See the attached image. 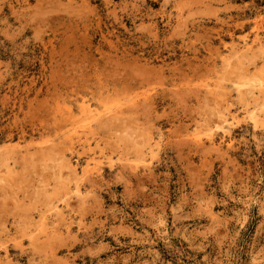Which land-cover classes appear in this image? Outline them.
Masks as SVG:
<instances>
[{
	"label": "rangeland",
	"instance_id": "374dc122",
	"mask_svg": "<svg viewBox=\"0 0 264 264\" xmlns=\"http://www.w3.org/2000/svg\"><path fill=\"white\" fill-rule=\"evenodd\" d=\"M0 258L264 264V0H0Z\"/></svg>",
	"mask_w": 264,
	"mask_h": 264
},
{
	"label": "bare ground",
	"instance_id": "6f19581e",
	"mask_svg": "<svg viewBox=\"0 0 264 264\" xmlns=\"http://www.w3.org/2000/svg\"><path fill=\"white\" fill-rule=\"evenodd\" d=\"M241 48L242 49H244V50H249V49H251V46L250 45H248L247 44V42H244L242 45H241ZM241 50V49H240ZM255 83H253V85H254ZM249 86V85H248ZM206 87V86H205ZM259 88V87H258ZM207 90H209V89H207ZM211 90V89H210ZM213 90V89H212ZM211 90V91H212ZM260 90V89H259ZM210 91V92H211ZM247 91V90H246ZM223 92V91H222ZM212 93H214V92H212ZM220 93V92H219ZM224 93V92H223ZM230 93V92H229ZM259 93V92H258ZM221 95H223V94H221ZM262 96H263V94H261ZM247 96V95H246ZM261 96V97H262ZM260 97V98H261ZM117 104V103H116ZM261 111V110H260ZM222 117H224L223 115H221ZM89 118V117H88ZM93 118V117H92ZM115 118V117H114ZM113 118V119H114ZM221 118V117H220ZM98 119V118H97ZM95 120V119H94ZM223 122V121H222ZM228 122V121H227ZM90 125V124H89ZM207 136V135H206ZM80 138V137H79ZM194 138V137H193ZM69 140V139H68ZM196 140V139H195ZM200 141V140H199ZM211 141H213V139L211 140ZM232 141V140H231ZM198 142V141H197ZM217 142V141H216ZM199 143V142H198ZM72 144V143H71ZM84 144V143H83ZM214 144V143H213ZM212 144V145H213ZM216 145V144H215ZM231 146V145H230ZM4 162H5V160H3ZM2 161V162H3ZM67 161H69V160H67ZM6 162H8V161H6ZM73 163V162H72ZM87 163V162H86ZM6 164V163H5ZM8 164V163H7ZM70 164V163H69ZM87 165V164H86ZM67 166V165H66ZM7 167V166H6ZM11 167V166H10ZM2 168V167H1ZM62 168V167H61ZM65 168V167H64ZM82 168H84V167H82ZM10 169V168H9ZM84 170V169H83ZM87 170V169H86ZM85 171V170H84ZM83 173H85V172H83ZM70 175L73 177V178H76L77 177V175H78V171H77V169L76 168H72L71 169V171H70ZM75 181V180H74ZM77 184V183H76ZM74 186H75V184H74ZM80 191V190H79ZM81 192V191H80ZM60 210V209H59ZM52 211V210H51ZM46 213V212H45ZM62 213V212H61ZM44 214V213H43ZM47 215V214H46ZM43 216V215H42ZM40 220H43L42 218L40 219ZM52 223V222H51ZM39 227H40V225H39ZM38 227V228H39ZM52 229V228H51ZM53 230V229H52ZM44 232V231H43ZM54 233H56V232H54ZM51 234V233H50ZM58 234V233H57ZM58 236V235H57ZM50 239V238H49ZM5 252V251H4ZM8 257V256H7ZM5 258V257H4ZM1 259V258H0ZM2 261V260H1Z\"/></svg>",
	"mask_w": 264,
	"mask_h": 264
}]
</instances>
